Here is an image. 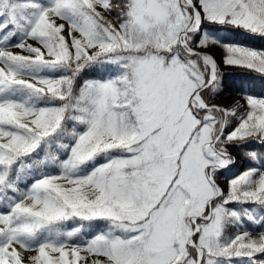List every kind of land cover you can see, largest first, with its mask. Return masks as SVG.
<instances>
[{
  "label": "snow or ice",
  "instance_id": "1",
  "mask_svg": "<svg viewBox=\"0 0 264 264\" xmlns=\"http://www.w3.org/2000/svg\"><path fill=\"white\" fill-rule=\"evenodd\" d=\"M0 264H264V0H0Z\"/></svg>",
  "mask_w": 264,
  "mask_h": 264
},
{
  "label": "trees",
  "instance_id": "2",
  "mask_svg": "<svg viewBox=\"0 0 264 264\" xmlns=\"http://www.w3.org/2000/svg\"><path fill=\"white\" fill-rule=\"evenodd\" d=\"M223 72L225 73L226 79L239 78L242 70L239 68L224 67Z\"/></svg>",
  "mask_w": 264,
  "mask_h": 264
}]
</instances>
